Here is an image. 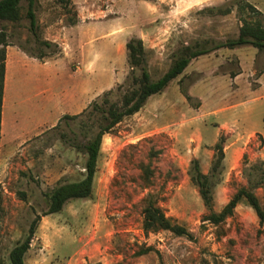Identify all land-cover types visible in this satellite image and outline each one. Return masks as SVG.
Instances as JSON below:
<instances>
[{"label":"rangeland","instance_id":"1","mask_svg":"<svg viewBox=\"0 0 264 264\" xmlns=\"http://www.w3.org/2000/svg\"><path fill=\"white\" fill-rule=\"evenodd\" d=\"M142 1L72 0L68 12L55 0H38L39 40L26 18L3 23L11 33L7 50L19 51L21 58L14 57L5 82L0 145L4 264H12L11 250L37 217L25 264H264V224L254 209L240 203L233 216L215 225L205 220L210 210L191 179L194 159L203 173H211L214 145L224 135L223 167L212 176L213 209L220 211L239 187L248 186L246 167L264 160V51L252 45L220 48L192 60L141 111L104 136L93 194L45 214L47 192L85 175L86 155L73 144L87 141L92 130L80 119L62 117L82 112L108 90L116 92V99L118 86L127 87V37L144 25L169 28L162 44L146 52L151 78L157 80L186 45L212 47L239 34L236 10L227 15L207 10L232 0H166L159 5L161 16L140 23L135 12L151 11L136 7ZM249 1L264 14V0ZM81 16L87 22L81 23ZM8 59L11 65L12 56ZM51 60L56 65L49 71L44 64ZM236 73L241 76L234 82ZM80 103L84 107L78 111ZM224 128L243 138L256 134L238 147L241 154L230 144L236 137L227 142V134L220 133ZM255 193L264 198L262 187ZM150 196L193 238L145 231L143 210Z\"/></svg>","mask_w":264,"mask_h":264},{"label":"trees","instance_id":"2","mask_svg":"<svg viewBox=\"0 0 264 264\" xmlns=\"http://www.w3.org/2000/svg\"><path fill=\"white\" fill-rule=\"evenodd\" d=\"M37 2L38 0H0V145L2 139L7 46L10 45L9 38L11 36L9 26L3 23L19 24L26 18L29 20L30 31L39 40L36 15ZM55 2L61 4L65 10L70 12L72 0H55ZM207 10L211 14L219 15H227L236 10L241 21L238 36L227 41L217 42L212 47H202L199 43L194 46L186 45L181 49L180 55L172 61L170 68L157 80H152L151 78L143 40L139 37H132L126 44L128 61L131 66L127 87L122 90L124 85L118 86V97L116 99H114L116 92L108 90L82 112L74 115L66 114L62 117V119H80L84 127H90L92 130L87 141H76L73 144L74 148L86 155L85 175L78 181L65 182L47 192L46 197L49 206L45 214L58 213L69 200L88 198L93 194L104 136L112 133L114 128L124 119L141 111L149 98L164 91L173 79L183 73L193 59L220 48H236L243 45H252L258 50L264 51V14L252 2L249 0H232L227 6L212 7ZM41 42L49 44L45 41ZM35 57L41 59L43 55H35ZM187 96L189 97V95ZM88 122H90L89 125ZM224 142V135H220L214 145L215 159L210 174L203 173L198 159L192 161L191 179L199 187L204 204L210 210L205 220L218 225L228 217L233 216L240 203H246L254 209L259 222L264 224V198L261 199L255 193L257 188L262 187L264 189V160L262 159L249 169L246 167L249 175L248 186L239 187L220 211H214L213 209L215 181L212 180V176L215 175L214 172L222 170L225 159ZM219 169L221 170L219 171ZM1 211L2 201L0 193V218ZM143 213L145 231L159 232L168 230L178 236L193 238V233L187 227L174 222L168 217L162 207L157 204L155 198L151 196L146 199ZM38 221L39 217L34 219L28 235L11 250L10 260L12 264H25V256L31 247L33 236L38 228ZM149 249L144 250L143 253ZM0 264H4L1 259Z\"/></svg>","mask_w":264,"mask_h":264},{"label":"crops","instance_id":"3","mask_svg":"<svg viewBox=\"0 0 264 264\" xmlns=\"http://www.w3.org/2000/svg\"><path fill=\"white\" fill-rule=\"evenodd\" d=\"M166 0H156V1H148V0H143L142 2H137V5L136 7L141 8L142 6H145L143 8H146V6H149L150 10L151 11H147L148 9H146V11H144V9L140 12V9L138 12H135L136 16H137V19L140 23H145L147 22L149 19H151V21L154 19L156 20V18H158V16H161L163 13H161L160 11V8H159V5H161V2H165ZM198 1H201V0H198ZM196 1V2H198ZM204 1V0H202ZM178 2V1H177ZM176 2V3H177ZM181 1H179L178 3H180ZM208 2V0H207ZM177 3V4H178ZM196 4V3H195ZM173 8L175 7L174 5H172ZM175 10H170V13L169 14H174ZM82 20H81V23H85L87 22V18H83L81 16ZM150 21V22H151ZM145 27H142V28H139V30L135 33V35L133 36H129L126 38V41L125 43L127 44L128 40L132 37H139L143 40L144 42V45H145V49H146V52H148V50L150 49H155L156 47H158L160 44H162V37L164 36H167V34L170 33L169 31V28H165V27H161L159 28L160 26L158 25H144ZM119 30V29H118ZM117 30V31H118ZM120 31V30H119ZM162 34H164V36H162ZM8 47V46H7ZM150 48V49H149ZM10 55L12 56V61H11V65H10V61L8 59V57H10ZM14 57H19L20 58V53L19 51L17 50H14V49H11L10 48L7 50V59H6V77H5V82H6V78L7 76L10 74V66L11 68L14 67V63H13V59ZM21 59V58H20ZM194 60V59H193ZM191 63V62H190ZM54 64L56 65V62L54 61H47L44 65L47 66L46 70H49V71H52L53 70V66ZM76 72L78 70H81V67L77 66L76 68ZM235 76L232 77L233 81L235 82L240 76L241 74L240 73H236L234 74ZM70 96H68L67 98H69ZM5 103H6V98H5V90H4V105H3V116H2V121L4 120V113H5ZM84 107V105H82L81 103L80 104H77L75 108H79L78 111L82 110ZM63 109V108H62ZM69 109V108H68ZM64 111H67V108H64ZM70 111V110H69ZM75 111V110H74ZM225 132L227 135V142L230 141L231 137H236L235 140H233V142H230L231 146H234L235 145V151L237 152H241V154L243 153L242 149H238V147L242 144H245L243 143L245 140H246V143L249 142L251 140V138H253L255 136L256 133H251L249 134V136L247 138H243L241 135L237 136L236 134V130H229L227 128H224V129H221V132ZM3 135V133H2ZM219 138V136H218ZM243 140V141H242ZM237 149V150H236ZM228 161V156H227V159Z\"/></svg>","mask_w":264,"mask_h":264}]
</instances>
